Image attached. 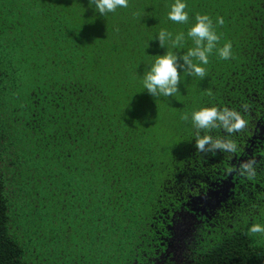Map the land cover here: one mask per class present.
I'll return each mask as SVG.
<instances>
[{"label": "trees", "instance_id": "1", "mask_svg": "<svg viewBox=\"0 0 264 264\" xmlns=\"http://www.w3.org/2000/svg\"><path fill=\"white\" fill-rule=\"evenodd\" d=\"M182 2L186 23L168 19L175 0L105 15L90 0H0V264H28L17 224L27 196L34 210L63 211L76 264H148L173 222L193 224L188 264H264L249 233L264 216V0ZM197 14L219 37L208 64V41L188 35ZM168 53L177 92L153 96L144 76ZM202 108L237 111L247 126L198 128ZM12 142L29 148L26 172L9 160Z\"/></svg>", "mask_w": 264, "mask_h": 264}, {"label": "clouds", "instance_id": "2", "mask_svg": "<svg viewBox=\"0 0 264 264\" xmlns=\"http://www.w3.org/2000/svg\"><path fill=\"white\" fill-rule=\"evenodd\" d=\"M95 5L96 10L100 15H105L109 12H115L117 8L128 7V0H90ZM186 4L182 0H175V3L171 6V10L168 13V19L175 23H186L188 20V14L184 11ZM197 23L188 32V35L196 38V44L200 45L202 41L207 40V47L205 50L198 53L200 61L204 64H208V58L206 53H211L214 48V41H218L219 37L210 31L211 23L207 15H196ZM208 21V23H205ZM219 23L223 24V19L219 20ZM165 30L159 32L160 43L163 46ZM219 57L221 59H228L231 56V44L226 43L222 48L218 49ZM191 55H197V53H190ZM185 62H188V58L184 57ZM176 57L172 53L158 56L152 64L150 70L145 74L143 79V86L153 96H169L177 92L176 85L180 80V75L177 71V65L175 63ZM196 75H205V69L198 66H192ZM159 90V91H158ZM182 119H187V115H184ZM192 119L198 128L207 129L209 127H216V121L221 122L223 128L229 132H241L246 126L247 122L243 119L241 114L234 110L225 108L223 112L218 111L216 108H202L194 111ZM211 142V138L205 136L202 139L197 140L196 148L199 152L205 151V145ZM215 147L222 150L235 151V145L231 142L220 143L217 141ZM247 167V165H244ZM250 234L264 235V226L260 224H253L249 228Z\"/></svg>", "mask_w": 264, "mask_h": 264}, {"label": "rangeland", "instance_id": "3", "mask_svg": "<svg viewBox=\"0 0 264 264\" xmlns=\"http://www.w3.org/2000/svg\"><path fill=\"white\" fill-rule=\"evenodd\" d=\"M16 147L13 142L9 146L7 145L6 152L9 153V160L16 158L17 166H21L22 170L26 172L31 165L28 156L29 148L20 147L17 152ZM38 192L41 195L42 192ZM33 199L27 196L23 203H19L20 207L18 210L20 222L17 224L22 227L19 243L23 244V248L28 253L26 256L27 263L76 264L78 260L69 247L70 241L66 242L63 240L67 228L66 224L69 223L68 218L63 216V211L53 210L47 202L43 210H41L43 206L41 202L37 205V209L34 210ZM21 205H24V208ZM256 224L264 226V216ZM251 235L264 242V235Z\"/></svg>", "mask_w": 264, "mask_h": 264}, {"label": "flooded vegetation", "instance_id": "4", "mask_svg": "<svg viewBox=\"0 0 264 264\" xmlns=\"http://www.w3.org/2000/svg\"><path fill=\"white\" fill-rule=\"evenodd\" d=\"M192 219L194 221L193 215ZM193 224L182 222L181 225L174 224L165 233L164 242L160 247L153 250L152 255L147 257L148 264H162L164 261L173 262L174 264H188L195 252L190 246L183 243L186 234L191 235L190 227ZM189 226V227H188ZM188 229V230H187ZM195 229H193L194 231ZM161 248V250L159 249Z\"/></svg>", "mask_w": 264, "mask_h": 264}]
</instances>
